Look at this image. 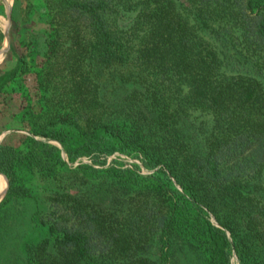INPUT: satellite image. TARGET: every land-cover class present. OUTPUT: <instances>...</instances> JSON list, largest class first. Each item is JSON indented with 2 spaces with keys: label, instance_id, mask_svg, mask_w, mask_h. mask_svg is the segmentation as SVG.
Returning <instances> with one entry per match:
<instances>
[{
  "label": "trees",
  "instance_id": "1",
  "mask_svg": "<svg viewBox=\"0 0 264 264\" xmlns=\"http://www.w3.org/2000/svg\"><path fill=\"white\" fill-rule=\"evenodd\" d=\"M36 1L54 30L44 79L65 78L70 93L62 118L50 106L36 118L66 122L84 140L96 130L122 139L182 192L133 172L126 191L111 193L110 177L96 179L90 168L43 187V204L12 175L18 166L51 175L60 164L54 146L31 136L24 151L0 144L8 179L0 208L31 205L0 215V249L9 250L0 264H153L155 240L169 264L170 237L187 228L176 219L180 199L226 229L230 242L194 216L239 264H264V0ZM24 61L18 57L9 73ZM36 128L47 134L44 122ZM20 219L30 234L20 233Z\"/></svg>",
  "mask_w": 264,
  "mask_h": 264
},
{
  "label": "rangeland",
  "instance_id": "2",
  "mask_svg": "<svg viewBox=\"0 0 264 264\" xmlns=\"http://www.w3.org/2000/svg\"><path fill=\"white\" fill-rule=\"evenodd\" d=\"M38 4L36 0H0V144L24 151V139L31 136L52 144L60 164H57L55 171L49 176L38 174L35 170L29 175L27 170L18 166L15 168V175H12V183L25 184L45 204L49 200L43 187L61 185L63 180L72 178L73 173L80 177L84 170L95 168L99 171L96 172L98 175L106 173L110 177L111 193L121 189L126 191L127 185L132 181V177L129 178L128 175L133 172L146 176L149 181L167 183L169 180V186L182 192L166 172L158 171L157 167L143 166V156L137 150L125 147L122 139L96 130L90 140H84L66 122L47 125L46 119L36 118L48 106L58 108L57 114L62 118V110L70 104V93L66 92L68 87H65L67 83L61 82L65 78L59 81V85L44 79V69L55 51L50 43L54 30L43 6ZM18 57H24L25 61L15 75H12L9 70L17 63ZM68 70L70 69H66V75ZM43 122L47 134L42 136L34 133L36 127ZM70 168H77L79 171L69 172ZM109 169L124 171L111 173L108 172ZM0 174L5 183L4 190L0 184L1 205L8 179L3 172L0 171ZM96 179H101L100 175ZM89 183L92 184V181ZM177 208L176 219L179 224L187 225V228L178 227L171 235L169 264H239L234 250L225 244L216 231L208 233L201 223L194 221L196 213L202 215L211 225L221 229L223 237L230 242L229 233L208 210L196 209L195 204L181 199ZM29 209L30 203L18 200L14 205L5 203L0 208V215L6 217L15 213L13 211L25 212ZM24 221L19 231L28 235L33 229L26 230ZM160 245L158 240L152 244L149 256L153 264H162L158 255ZM7 251L9 250L0 249V257L8 256ZM10 252L12 257L16 256L13 254L14 250Z\"/></svg>",
  "mask_w": 264,
  "mask_h": 264
},
{
  "label": "bare ground",
  "instance_id": "3",
  "mask_svg": "<svg viewBox=\"0 0 264 264\" xmlns=\"http://www.w3.org/2000/svg\"><path fill=\"white\" fill-rule=\"evenodd\" d=\"M2 194V193H1ZM1 196V195H0Z\"/></svg>",
  "mask_w": 264,
  "mask_h": 264
}]
</instances>
